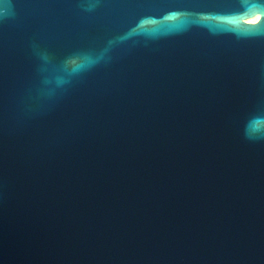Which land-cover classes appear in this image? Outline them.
Returning a JSON list of instances; mask_svg holds the SVG:
<instances>
[{
  "label": "water",
  "instance_id": "water-1",
  "mask_svg": "<svg viewBox=\"0 0 264 264\" xmlns=\"http://www.w3.org/2000/svg\"><path fill=\"white\" fill-rule=\"evenodd\" d=\"M0 264H264V0H0Z\"/></svg>",
  "mask_w": 264,
  "mask_h": 264
},
{
  "label": "bare ground",
  "instance_id": "bare-ground-1",
  "mask_svg": "<svg viewBox=\"0 0 264 264\" xmlns=\"http://www.w3.org/2000/svg\"><path fill=\"white\" fill-rule=\"evenodd\" d=\"M259 17H260V15L259 14H256V15H253V16L247 18V20H258Z\"/></svg>",
  "mask_w": 264,
  "mask_h": 264
}]
</instances>
